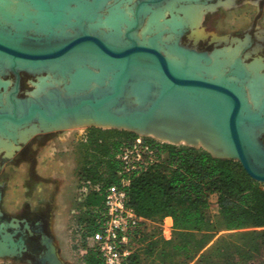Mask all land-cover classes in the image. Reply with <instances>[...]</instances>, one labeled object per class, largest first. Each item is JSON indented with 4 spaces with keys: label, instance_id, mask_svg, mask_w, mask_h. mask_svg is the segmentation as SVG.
Masks as SVG:
<instances>
[{
    "label": "water",
    "instance_id": "95a60500",
    "mask_svg": "<svg viewBox=\"0 0 264 264\" xmlns=\"http://www.w3.org/2000/svg\"><path fill=\"white\" fill-rule=\"evenodd\" d=\"M23 1L30 3L37 16L34 25L0 16V70L17 76L20 71L39 75L36 87L41 78L51 79L54 85L25 99L16 98L17 91L7 95V104L0 110L1 137L16 141L19 132L33 123L48 132L87 118L140 133L137 128L164 102L190 101L205 111L226 154L187 146L238 161L252 179L264 184V94L252 99L255 104L251 102L247 87L250 90L254 75L242 71L247 67L240 59L224 74L213 73L217 62L212 54L179 45L181 33L158 29L146 33L143 8L113 27L107 21L111 8L104 17L96 13L110 0ZM1 197L0 192V204ZM13 224L0 220L11 233ZM20 233L19 228L14 233L18 252L5 254L0 248V258L26 250ZM46 249L41 263L52 264Z\"/></svg>",
    "mask_w": 264,
    "mask_h": 264
},
{
    "label": "rangeland",
    "instance_id": "374dc122",
    "mask_svg": "<svg viewBox=\"0 0 264 264\" xmlns=\"http://www.w3.org/2000/svg\"><path fill=\"white\" fill-rule=\"evenodd\" d=\"M15 1L0 0L1 11L5 13H7L6 11L9 13L14 11L17 14L23 12L27 16L14 17L11 14L7 18H14L22 25H34L35 17L29 8V4L23 0ZM111 1L113 0H110L101 9L104 14H101L100 10L97 11V14L101 17L108 15L109 9L112 7ZM175 1L173 0L171 2L175 4ZM242 1H238L236 5H239ZM121 3V0H119L117 5L111 9L107 20L109 26L118 27L122 23L124 14ZM189 4L199 7H196L197 9H187V11L178 8V11H182L185 16L180 17L174 15L173 19L166 24L176 34L181 33L180 31L182 30L184 22H189L188 24L192 26L186 39H182V34L178 37L179 45L199 53L212 54L216 59V66L226 69L234 60L237 61L236 57H238L242 64L247 67L246 69L253 72L254 76L250 77V79H254L253 82L255 84L258 82L257 85L262 88L264 86V84L262 85L264 83V77L258 74L264 75V66H261V68L258 66L261 64L264 65V62L258 58H264V0H248L243 5L244 9L242 10L237 7L229 10L227 7L222 6L217 8V12H214L216 6L203 10L202 6L198 3L189 2ZM229 4L231 2L227 3V5ZM229 11L232 12L230 16L226 14ZM161 15V10L152 11L148 19L146 33L153 32L157 29L165 31L167 26H164L163 22L166 21H162ZM194 15H197L199 19ZM0 16H2L1 13ZM187 17L190 18L188 19ZM191 17L193 20V17H196V20L192 22ZM197 20H199L198 23ZM146 25L147 20L143 19V26ZM210 42H213V50L201 51ZM245 45L248 46L246 47ZM191 47L195 49H191ZM246 50L248 52L244 57L243 54ZM258 61L261 64L257 63ZM239 66L237 65V67ZM20 72L23 73V82L26 84V87L20 94L19 99L31 97L32 90L33 95H38L37 93L41 90L44 91L54 84L51 79L41 78V83L36 87L39 75L28 71ZM42 75L46 76V74ZM6 76H8L6 77L8 84L11 85L13 81L11 76L9 74ZM89 124L69 122L66 125V129L48 132L41 131L39 126L35 124L29 126L28 129H24L23 132L20 131L18 140L16 141L0 136V192L2 195L0 213L3 214L0 220L2 222H14V233L19 228L21 233L18 237L23 236L27 246L26 250L20 255L0 258V264H42L41 257L47 250L46 246L42 243L44 238L53 240L62 264H84L83 258L85 250L83 248V225L81 223L90 219V213L84 207V201L80 195V170L83 166L84 154L79 145L86 143L89 129L97 128L107 131H123L135 135L136 139L142 138L144 141L173 144L149 133V135H145L144 133L140 134L125 129L98 127ZM131 140H127L126 143H130ZM178 145L187 146L189 144L184 142ZM40 165L49 169L53 176H47L46 179H43V172H38ZM43 180L49 182L47 183L49 185L56 186V192L60 193L57 196L54 195L55 200L52 203L49 201L48 190L45 191V196L41 198L42 202L33 200L37 193L36 186ZM213 215L214 211H208V217L210 219H212ZM7 228L4 227V231L9 232ZM12 230L10 229V231ZM10 233H4L2 237L8 236L13 241L11 234L14 233ZM224 234L220 233L216 236L208 247H218L221 245L220 240ZM160 238L161 235L158 229L152 231L143 229L138 235H133L132 245L140 253L141 264H177L182 262V259L175 255L176 253L172 246L163 244L160 242ZM32 241L40 242L43 251L39 256L32 255L28 249L27 242ZM155 241L158 243L152 244ZM86 245L89 247L92 245V242L87 239ZM4 246L3 248L6 249ZM255 264H264V251H261L258 261Z\"/></svg>",
    "mask_w": 264,
    "mask_h": 264
},
{
    "label": "trees",
    "instance_id": "16d2710c",
    "mask_svg": "<svg viewBox=\"0 0 264 264\" xmlns=\"http://www.w3.org/2000/svg\"><path fill=\"white\" fill-rule=\"evenodd\" d=\"M135 139L131 133L91 128L86 143L79 145L84 154L81 183L94 187L83 204L90 213L81 223L84 264H104L86 240L98 230L105 190L121 182L118 153L127 140ZM145 142L156 150L157 161L133 176L127 189L129 206L144 220L134 234L158 229L161 235L160 224L171 217L173 237L167 241L161 236L160 242L172 246L182 259L177 264H255L264 251V185L238 161L216 158L203 149ZM220 233H225L221 245L208 247ZM133 249L124 264H141L140 253Z\"/></svg>",
    "mask_w": 264,
    "mask_h": 264
},
{
    "label": "built area",
    "instance_id": "2783aa9c",
    "mask_svg": "<svg viewBox=\"0 0 264 264\" xmlns=\"http://www.w3.org/2000/svg\"><path fill=\"white\" fill-rule=\"evenodd\" d=\"M120 162L121 182L105 190L103 212L98 221V230L89 240L100 254L104 264H124L133 253L132 238L144 220L129 206L127 189L133 176L146 170L157 161L153 146L142 138L124 144L117 156ZM94 190L90 182H82L80 195L83 201ZM161 236L171 240L174 222L166 217L160 224ZM86 253V250H85Z\"/></svg>",
    "mask_w": 264,
    "mask_h": 264
},
{
    "label": "bare ground",
    "instance_id": "6f19581e",
    "mask_svg": "<svg viewBox=\"0 0 264 264\" xmlns=\"http://www.w3.org/2000/svg\"><path fill=\"white\" fill-rule=\"evenodd\" d=\"M184 11H187V10L185 9ZM190 12H191V10H190ZM197 12H198V10H197ZM190 14L192 15V13H190ZM195 14H197V13H195ZM194 16L197 17V15H194ZM196 17H193L194 20H196ZM197 19H199V18L197 17ZM191 20H192V22L194 21L192 19V17H191ZM198 22H199V20H197V23ZM167 55H169L171 58L176 59V61L179 60L178 56H176L175 54H172L171 52H168ZM216 65L217 64H215L214 69H212L213 73L222 75V74H224L225 71L228 70V68L226 69V68L218 67ZM237 68H238V71L241 73V69H239V67H237ZM246 70L247 69H245V68L242 69L243 72H246ZM247 72H248V70H247ZM80 78L82 79L85 77H80ZM253 80L254 79L249 80L250 90H249V87H247V93H248V97L251 99V102L255 104V102L252 99L253 98H255V99L259 98L260 99V97L264 94V86H262V88H260L257 85L258 82L255 84V82H253ZM258 80H260V79H258ZM263 84L264 83H262V85ZM42 92H43V90H41L37 94L39 95ZM205 115H206L205 111H203L199 108H196L194 106V104L190 101L189 102L187 101L186 103L178 102L176 104H171L170 102L166 101L160 106V108H158L154 112V114L149 119H147L142 124L141 127L137 128V130L140 133L152 134L159 139L170 142V144L173 143L174 145L175 144L178 145L180 143L185 142L186 144L193 145V146H199V145L203 146L204 148L208 149L209 151H212L213 153H215L217 155L226 154V152L223 151V149L221 148V145L219 143V139L217 138V135L215 134V131L212 128L210 120ZM69 122H74L75 124H79V123H81V124H86V123L98 124V125H101L103 127H108L109 125H111V124H106V123H95L96 121L93 118H87V119H83V120L65 122L63 124L64 127H66V125H68ZM31 125H29V126H31ZM4 227H6V226L0 225V236H1L0 237V248H1V252L5 253V254L18 252L19 249H17V247L15 245L14 238H13L14 234L10 233L12 235L13 241H11V239L8 236L2 237V235L4 233H9V232L4 231ZM4 244H6V245L4 246ZM3 246L6 247V249L3 248Z\"/></svg>",
    "mask_w": 264,
    "mask_h": 264
},
{
    "label": "flooded vegetation",
    "instance_id": "af4514ba",
    "mask_svg": "<svg viewBox=\"0 0 264 264\" xmlns=\"http://www.w3.org/2000/svg\"><path fill=\"white\" fill-rule=\"evenodd\" d=\"M171 1H173V0H121V2H122L121 3V7H122V10H123L124 16H126L127 18H134L133 14L137 11L138 8L145 9V13L146 14L143 13L142 17L144 19H146L147 21L150 18V15H151L152 11L161 10L162 11V15H161L162 21H166V22H163L164 23L163 25L167 26L166 24H168V22L173 19L174 15L180 16V17H184L185 16L182 11H178V8L180 10H183V9L187 10V9H192V8L197 9L199 7V6L197 7L195 5L189 4V2L190 3L194 2V3L200 4L202 6L203 10L206 9V8H210V7L216 6V9L214 10V12H217L218 11L217 8H220L222 6L227 7V9H229V10L233 9L234 7H237L240 10H242V9H244L243 5H245L248 2V0H243V1L242 0H195V1H191V0H176L175 1V5H174L173 3H171ZM238 1H242V2L239 5H236V3ZM260 1H262V0H260ZM87 2L91 3L92 1L91 0H87ZM118 2H119V0L111 1V6L112 7H110V8L111 9L114 8V6H116ZM229 2H231V4L227 5V3H229ZM28 4H29L30 10L33 12V16L36 17L37 16L36 12H34V10L32 9V7L30 5V3H28ZM170 5H172V6L169 7ZM125 10L128 11V12H126ZM210 11H208V12H210ZM6 12L7 13L2 12L1 13V14H3L2 16L7 17L8 15L11 16V14H13L14 17H18V16L25 17V16H27V14H25L23 12L21 14H17L14 11L10 12V13L8 11H6ZM110 12H111V10H110ZM100 13L104 14L103 11H101ZM226 14L230 16L232 14V12L229 11ZM187 18L189 19L190 17H187ZM191 27L192 26H190L188 23H186V22L183 23L182 30L180 31L181 34L183 35L182 39H186L187 38V36L190 33V28ZM165 31H171L170 26H167L165 28ZM212 45H213V42L208 43L207 45L204 46L203 49H201V51H211V50H213ZM245 46L247 47L248 45H245ZM263 48H264V46H263ZM191 49H195V48L191 47ZM247 52H248L247 50L244 52V54H243L244 57L247 54ZM236 59L238 60V57H236ZM258 59H261L262 62H264V58H258ZM257 63L261 64V62H259V61ZM261 66H264V65L261 64L258 67L261 68ZM7 74H9V76H11V78L13 80L11 85H9L8 81L6 80V77H8V76H6ZM3 75H4V77H3ZM258 75L264 77L263 74H258ZM23 80L24 79H23V73L22 72H19V75L17 76L12 71H1L0 70V82L2 83L0 85V96H1L0 97L1 98L0 99V110H2V108H3L2 106H5L7 104V102H6V96L7 95L13 93L14 91L15 92L17 91L16 98L19 99L20 94L23 92L24 88L26 87V84L23 82ZM33 125H35V123H33L31 126H33ZM25 129H28V128H25ZM38 147H40V146L38 145ZM43 179H46V178H43ZM42 182L49 183V182H47L45 180H43ZM39 202H42L41 199L39 200ZM52 202L53 201H50V203H52ZM27 245H28V249L31 251L32 255L39 256L40 254H42L43 250L41 248V245H40L39 241L27 242Z\"/></svg>",
    "mask_w": 264,
    "mask_h": 264
},
{
    "label": "crops",
    "instance_id": "0c3cea01",
    "mask_svg": "<svg viewBox=\"0 0 264 264\" xmlns=\"http://www.w3.org/2000/svg\"><path fill=\"white\" fill-rule=\"evenodd\" d=\"M38 172L39 173L43 172L42 175L45 176V177L43 176V178H46L47 176H50V177L53 176L52 173L49 171V169H47L41 165L38 167ZM36 190H37V193H36V196L33 198V200H36L38 202L43 196H45L44 193L47 190L49 192L48 197H49L50 201H54L55 196L60 194V193L56 192V186H52V185H49V184L44 183V182L38 183L36 186ZM43 240H44V243L46 244V246L48 248V256L50 259V263H52V264L60 263L61 262L60 257H59V254L57 253V249L55 247L53 240H51L50 238H44Z\"/></svg>",
    "mask_w": 264,
    "mask_h": 264
}]
</instances>
